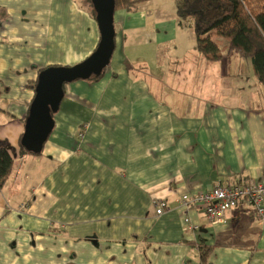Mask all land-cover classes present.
Masks as SVG:
<instances>
[{
  "label": "crops",
  "instance_id": "0c3cea01",
  "mask_svg": "<svg viewBox=\"0 0 264 264\" xmlns=\"http://www.w3.org/2000/svg\"><path fill=\"white\" fill-rule=\"evenodd\" d=\"M178 1L115 10L104 75L65 84L33 155L20 143L40 70L83 61L101 34L90 0H0V147L16 161L0 191V264H187L200 246L209 264H264L254 206L212 221L180 203L264 179V87L234 51L203 57Z\"/></svg>",
  "mask_w": 264,
  "mask_h": 264
},
{
  "label": "trees",
  "instance_id": "16d2710c",
  "mask_svg": "<svg viewBox=\"0 0 264 264\" xmlns=\"http://www.w3.org/2000/svg\"><path fill=\"white\" fill-rule=\"evenodd\" d=\"M139 1L115 0V10L133 11ZM90 3L96 18L91 0ZM176 13L181 23L189 22L194 28L197 50L203 57L216 62L236 51L241 57L251 60L258 82L264 85V0H179ZM104 72L90 79L97 80ZM37 81L32 86L34 89ZM20 148L21 154H41L29 152L21 143ZM15 164L7 144L1 143L0 191L7 184ZM209 251L210 247H199L202 263L206 262Z\"/></svg>",
  "mask_w": 264,
  "mask_h": 264
},
{
  "label": "water",
  "instance_id": "95a60500",
  "mask_svg": "<svg viewBox=\"0 0 264 264\" xmlns=\"http://www.w3.org/2000/svg\"><path fill=\"white\" fill-rule=\"evenodd\" d=\"M100 30L97 48L83 61L71 66H51L38 76L35 97L25 122L21 144L40 154L55 126L54 114L65 95L64 86L79 79L99 76L110 64L115 50V0H91Z\"/></svg>",
  "mask_w": 264,
  "mask_h": 264
},
{
  "label": "built area",
  "instance_id": "2783aa9c",
  "mask_svg": "<svg viewBox=\"0 0 264 264\" xmlns=\"http://www.w3.org/2000/svg\"><path fill=\"white\" fill-rule=\"evenodd\" d=\"M241 202L255 207L256 216L264 224V179L252 180L245 184L219 185L210 191L184 194L180 203L187 207H197L205 211L212 221H225L226 215ZM157 214L164 211L165 203L157 201ZM189 224L188 216L184 218ZM187 264H209L207 262H188Z\"/></svg>",
  "mask_w": 264,
  "mask_h": 264
},
{
  "label": "rangeland",
  "instance_id": "374dc122",
  "mask_svg": "<svg viewBox=\"0 0 264 264\" xmlns=\"http://www.w3.org/2000/svg\"><path fill=\"white\" fill-rule=\"evenodd\" d=\"M234 52L237 53L236 51H234ZM226 67H227V66H226ZM226 67H225V68H226ZM238 68H239V67H238ZM262 87H264V85H263Z\"/></svg>",
  "mask_w": 264,
  "mask_h": 264
}]
</instances>
